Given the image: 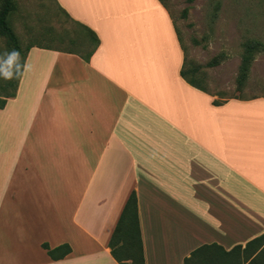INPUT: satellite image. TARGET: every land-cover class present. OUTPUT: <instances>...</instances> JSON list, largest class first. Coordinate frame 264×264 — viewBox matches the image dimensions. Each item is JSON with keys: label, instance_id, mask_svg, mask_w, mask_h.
Wrapping results in <instances>:
<instances>
[{"label": "crops", "instance_id": "0c3cea01", "mask_svg": "<svg viewBox=\"0 0 264 264\" xmlns=\"http://www.w3.org/2000/svg\"><path fill=\"white\" fill-rule=\"evenodd\" d=\"M53 2L85 38L69 43L90 30L100 45L88 62L32 46L0 109V264H119L109 243L133 192L146 264L264 235V97L215 105L188 84L159 0Z\"/></svg>", "mask_w": 264, "mask_h": 264}, {"label": "rangeland", "instance_id": "374dc122", "mask_svg": "<svg viewBox=\"0 0 264 264\" xmlns=\"http://www.w3.org/2000/svg\"><path fill=\"white\" fill-rule=\"evenodd\" d=\"M12 1L15 10L10 13L9 23L23 53L28 47L36 45L70 48L77 52L91 50L89 44L80 47L69 43L68 39L80 38V31L61 15L53 1ZM164 2L185 50L187 69L199 72L198 81L214 101L264 97V52L256 56L245 87L240 90L237 85L244 44L250 40H259L264 44V0ZM61 35L64 43L57 40ZM3 47L12 49L7 39L0 37V50ZM213 61H217L218 65L210 66Z\"/></svg>", "mask_w": 264, "mask_h": 264}, {"label": "trees", "instance_id": "16d2710c", "mask_svg": "<svg viewBox=\"0 0 264 264\" xmlns=\"http://www.w3.org/2000/svg\"><path fill=\"white\" fill-rule=\"evenodd\" d=\"M159 1L166 6L164 0ZM14 10L15 5L12 0H1L0 37L7 39V44L10 48L19 49L26 60L27 54L32 47H28L25 53L21 50L18 38L9 23L10 13ZM60 10L71 22H74L64 10ZM88 32L90 34L89 46L91 47V50L84 55V59L87 62L100 45L98 37L92 31L89 30ZM57 40L63 42L61 36H59ZM72 41L73 40H71L70 44L75 45L76 43ZM63 50L68 51L69 49ZM263 52L264 44L259 40H250L244 44V53L237 79L238 89L241 90L245 87L256 56ZM217 65L218 62L213 61L210 66L215 67ZM198 74L199 72L197 70L192 71L187 69V57L185 53V61L181 76L191 86L209 94L206 88L201 85L200 81H198ZM21 78L22 76L11 81L0 80V109H4L8 101L16 97ZM255 98L257 97H254L253 99ZM224 102L214 101V104L221 105ZM44 248L48 250V254L53 260H61L71 253V248L68 245L61 246L55 250H50L47 245H44ZM109 248L112 256L119 264H146L138 213V198L135 192L131 194L126 203L109 243ZM263 254L264 235L249 242L245 247L237 246L231 251H226L223 247L216 244L202 246L194 251L190 258L185 260V264H264ZM262 255L263 257L259 260Z\"/></svg>", "mask_w": 264, "mask_h": 264}, {"label": "clouds", "instance_id": "9594fccd", "mask_svg": "<svg viewBox=\"0 0 264 264\" xmlns=\"http://www.w3.org/2000/svg\"><path fill=\"white\" fill-rule=\"evenodd\" d=\"M30 70V65L17 48L0 50V80L17 79Z\"/></svg>", "mask_w": 264, "mask_h": 264}]
</instances>
